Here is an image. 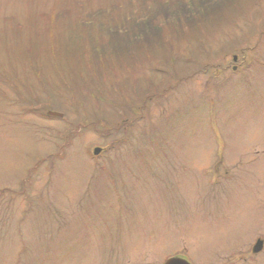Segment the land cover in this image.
Instances as JSON below:
<instances>
[{
  "label": "rangeland",
  "instance_id": "374dc122",
  "mask_svg": "<svg viewBox=\"0 0 264 264\" xmlns=\"http://www.w3.org/2000/svg\"><path fill=\"white\" fill-rule=\"evenodd\" d=\"M185 1L0 0V264H264V0Z\"/></svg>",
  "mask_w": 264,
  "mask_h": 264
},
{
  "label": "trees",
  "instance_id": "16d2710c",
  "mask_svg": "<svg viewBox=\"0 0 264 264\" xmlns=\"http://www.w3.org/2000/svg\"><path fill=\"white\" fill-rule=\"evenodd\" d=\"M180 2H183V1H185V0H179ZM193 2H192V4L191 5H193V6H195V7H193V6H191L192 8H194L193 10H198L199 8H201V6H204V3L206 2V0H192ZM186 2V1H185ZM167 3H169V2H167ZM187 7H188V9H189V7H190V5H189V2H187ZM167 7V6H166ZM166 9V8H165ZM210 11V9H205V10H203V13H208ZM126 28L125 29H127L128 31H126V30H124V34H126V33H129V34H132L131 32L133 31L132 29H133V27H130V26H125ZM126 46H127V48H128V43L126 44Z\"/></svg>",
  "mask_w": 264,
  "mask_h": 264
},
{
  "label": "water",
  "instance_id": "95a60500",
  "mask_svg": "<svg viewBox=\"0 0 264 264\" xmlns=\"http://www.w3.org/2000/svg\"><path fill=\"white\" fill-rule=\"evenodd\" d=\"M51 115H61L57 112H49ZM96 152H98V149H96ZM165 264H191L186 258L183 257H172L166 261Z\"/></svg>",
  "mask_w": 264,
  "mask_h": 264
}]
</instances>
